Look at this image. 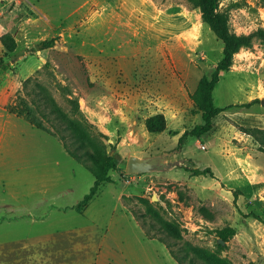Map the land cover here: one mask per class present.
<instances>
[{"label":"rangeland","instance_id":"obj_1","mask_svg":"<svg viewBox=\"0 0 264 264\" xmlns=\"http://www.w3.org/2000/svg\"><path fill=\"white\" fill-rule=\"evenodd\" d=\"M216 8L252 44L221 72L213 129L179 147L203 122L192 94L224 50L187 0H0V104H27L50 129L25 113L8 126L0 264H96L103 247L113 264H166L167 245L147 236L138 213L145 225L163 223L175 249L201 263L264 264V223L254 216L264 218V145L250 133L264 129V0H218ZM37 92L49 98L46 111L33 104ZM45 112L93 154L81 161L69 153ZM159 112L167 127L150 132L146 119ZM163 151L179 163L128 173L131 154ZM109 156L110 180L80 209L96 180L86 164L101 171ZM194 165L214 175H194Z\"/></svg>","mask_w":264,"mask_h":264},{"label":"trees","instance_id":"obj_2","mask_svg":"<svg viewBox=\"0 0 264 264\" xmlns=\"http://www.w3.org/2000/svg\"><path fill=\"white\" fill-rule=\"evenodd\" d=\"M194 8L199 10L203 14L204 20L212 27L213 31L217 35L219 39L224 42V50H223V57L219 61L218 65L216 66L215 70L212 72L210 76L205 75L201 78L197 89L192 94V99L197 107L198 112L202 114L203 122L196 124L193 129L186 130L179 139V147H181L185 141V139L189 135L195 136H202L209 131H211L214 127V118L221 112L222 108L218 107L214 101V88L218 81L220 80L221 72L230 68L233 64L234 54L238 52L244 46H250L252 44L251 37L249 35H238L233 33L229 27L227 17L224 13L217 11L216 4L218 0H187ZM56 42V38H52L48 41H43L44 47L53 46ZM31 50H27L23 53L26 55L30 53ZM46 95V94H45ZM41 94V92H37V99L33 100V104L39 109L46 111L49 105V98ZM9 105L7 104V107ZM50 107V106H49ZM10 108V107H9ZM14 111L19 115L24 114L35 126L50 130L48 129L41 121L35 118L33 113V108L29 105L25 106H16L13 107ZM51 113L53 110L49 109ZM45 114L48 113L45 112ZM52 122V127L54 129V134H59V137L63 140L64 146L67 148L68 152L71 153L74 157L80 159L81 161L87 160V157H90L93 153L88 145L81 140L78 136V133L75 129L68 126L62 120H59L61 124V129L55 123L54 119H60V116L57 115L54 117H49ZM146 125L150 132H161L164 131L167 127V119L164 113L159 112L149 116L146 119ZM250 133L255 135L262 145H264V129L263 128H252ZM67 139L70 140L71 143L74 144L73 147H70V144ZM86 164V163H85ZM90 169H93L96 180L95 184L92 186L90 193L86 194L81 201L80 209L94 197L99 189V185L103 181L110 180L109 170L116 166L114 162V157L109 156L105 163L103 164L102 170L97 171L94 170L92 165L86 164ZM188 169L194 175H214V171L211 167L201 168L196 165L193 167H188ZM148 204L150 206L151 203ZM254 216L259 218L264 223V218L258 214L254 213ZM136 219L139 221L141 226L143 227L145 233L148 237L152 238H159L163 241L167 247L170 249L171 254L173 257L179 262V264H206L205 262H199V258L196 255H192L186 253L187 255L181 253L175 249L177 246L178 239L169 231V229L163 224L158 223L157 219H153L150 221V226L147 224L145 225L146 219H144L139 213L136 214ZM152 227L156 228L158 232H162L163 234L155 235ZM231 232H234V229H229Z\"/></svg>","mask_w":264,"mask_h":264},{"label":"water","instance_id":"obj_3","mask_svg":"<svg viewBox=\"0 0 264 264\" xmlns=\"http://www.w3.org/2000/svg\"><path fill=\"white\" fill-rule=\"evenodd\" d=\"M173 153V151H163L151 155L131 154L128 159L127 171L130 174H141L173 168L180 161L172 158Z\"/></svg>","mask_w":264,"mask_h":264},{"label":"crops","instance_id":"obj_4","mask_svg":"<svg viewBox=\"0 0 264 264\" xmlns=\"http://www.w3.org/2000/svg\"><path fill=\"white\" fill-rule=\"evenodd\" d=\"M20 116L18 113L8 109L7 104H0V150L3 148V144L11 136L10 130L8 131V126L14 121V118ZM139 224V221H138ZM141 225V224H140ZM144 238V237H143ZM145 241L148 239L144 238ZM166 248V258L168 262L166 264H179V262L173 257L168 247ZM106 247H103L100 254L97 257L96 264H113L114 260L111 259L108 255Z\"/></svg>","mask_w":264,"mask_h":264}]
</instances>
